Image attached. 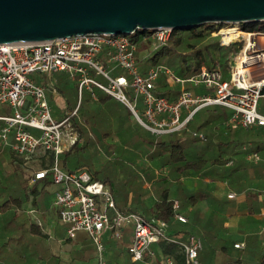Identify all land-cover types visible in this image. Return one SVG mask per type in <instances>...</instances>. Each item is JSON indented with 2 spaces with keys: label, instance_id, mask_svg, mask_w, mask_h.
<instances>
[{
  "label": "built area",
  "instance_id": "2783aa9c",
  "mask_svg": "<svg viewBox=\"0 0 264 264\" xmlns=\"http://www.w3.org/2000/svg\"><path fill=\"white\" fill-rule=\"evenodd\" d=\"M244 23H225L213 34L220 37V45L241 48L231 55L230 79L224 78L218 67L201 66L198 72L183 77L169 66L157 64L143 74L136 62L140 41L151 40L152 48L166 45L171 29L159 28L143 34L140 40L132 34H107L89 32L56 38L46 42L0 44V103H8L12 112L0 115V142L22 159L25 166L39 156L52 155V163L34 171L31 181L49 180L56 186L53 205L59 221L65 225L66 236L74 239L84 231L96 248V264H107L104 235L122 239L128 225L132 236L127 252L133 262L141 264H175L171 256L157 261L146 260L154 255L150 247L161 240L176 242L184 252V264H201L199 251L203 244L199 237L188 235L185 239L170 232V223L163 219L147 221L140 213L117 207L113 191L87 169H64L59 156L80 139L72 119L78 105L60 121L51 114L44 87L29 77L31 73L65 71L78 75V89L86 88L92 98L96 90L111 95L131 111L135 120L151 133L160 135L180 133L187 128L194 114L202 108L224 107L230 111L226 124L231 127L264 128V113L259 111L260 98L264 97V31L244 29ZM104 54L114 63L107 69L100 56ZM116 68L123 72L114 73ZM94 74L101 75L105 82ZM164 75L170 84L180 86L174 100L154 92L155 83ZM204 86L206 91L194 88ZM27 128L40 131L34 135ZM12 134V140L10 135ZM193 135L204 140L202 132ZM246 159L257 163L261 156L248 151ZM232 160L227 162L230 165ZM264 178V168H263ZM227 196L235 198L236 192ZM174 218L188 221L179 212V202H173ZM262 230L264 227L261 228ZM243 248L244 242L234 244Z\"/></svg>",
  "mask_w": 264,
  "mask_h": 264
},
{
  "label": "trees",
  "instance_id": "16d2710c",
  "mask_svg": "<svg viewBox=\"0 0 264 264\" xmlns=\"http://www.w3.org/2000/svg\"><path fill=\"white\" fill-rule=\"evenodd\" d=\"M223 25L224 23H206L196 27L172 29L167 44L155 49L151 46V40L147 38L138 44L136 62L143 74L149 67L157 64L167 65L183 77L198 72L201 66L218 67L223 72L227 71L231 55L236 50L233 46L220 45V37L213 34ZM243 28L264 31V20L244 23ZM149 32L150 30H136L132 37L140 40L143 34ZM179 89L178 84H170L164 75H160L155 83L154 92L174 100ZM97 95L96 100H92L88 95L85 104L81 103L78 107L77 115L73 117L72 122L82 143L75 144L63 155H74L73 158L76 160L74 169H87L99 179L98 171L92 169L90 160L84 159V156L90 155L91 147L96 149L104 142L107 144V150L114 148V142H107V138H111L115 130L126 128L124 115L120 112L125 111L128 116L132 117L133 115L127 106L111 95L98 89ZM229 115L230 111L224 107L202 108L194 114L187 128L180 133L160 135L153 134L138 124V130H132L134 143L138 145L135 156L141 155L150 161L156 157L160 168H170L168 174L160 176L158 181L171 177L174 182L162 188L158 199L152 206L141 207L138 204L132 207L129 205L124 207V210L138 212L147 221L156 218L167 220L173 230L171 234L179 236L178 234L182 233L181 239H185L190 234L199 237L203 243L199 251L202 264L208 261H215L216 264H264V252L259 261L254 263L244 258L243 255L228 254L225 247L227 240L223 237L229 229L226 222L238 220L236 230L245 240V246L243 248L234 246V242L240 239L238 238L232 241L231 245L234 249L243 250L246 255L248 246L253 245L256 240H264V229L260 232L264 227V217L257 216L260 208L264 209V198L259 201L255 191L249 187H243L244 179L249 185L253 183L254 178L250 175L252 171L255 172L257 168L264 167V128L260 126L243 128L247 132L241 133L242 136L251 133L249 139L255 144L253 150L262 153L263 159L257 165L238 157L240 150H237V147L242 144L239 140L240 136L237 139L233 137L227 141H215L211 137L208 138V133H204L205 139L201 141L207 138L208 140L203 144H197L195 140L198 138L193 135L194 131L210 126L216 127L213 125L215 122L226 121ZM189 128L192 131L187 133L186 138L180 136L181 133L188 132ZM231 128L234 127L227 124L224 126L225 130H231ZM248 130L251 132L248 133ZM248 151L246 149L242 152L245 154ZM0 153L7 155L10 166L6 169L0 161V235L8 232L14 220L19 217L22 221L20 225L22 233L25 230L23 226L27 222L30 230L40 233L37 224L28 221L29 217L23 213L22 206L25 201H30L35 206L39 202L43 203L47 193L45 189L49 182L45 180L41 187H38V182L30 185L29 180L32 176L21 166L20 158L11 150L3 148L1 144ZM230 160H232V166L227 165ZM51 163L52 155L46 154L42 156L38 166L46 167ZM104 168L105 175L101 179L103 182L108 181L111 173L107 167ZM184 176L186 181L181 180ZM206 177L210 180L204 181ZM263 185L264 183L262 187ZM230 188L236 191L235 198L227 196ZM175 199L179 202V212H183L181 211L182 206L187 208V211L183 212L188 218L186 223L178 222L174 218L173 202ZM67 240L70 238L67 237ZM107 243L116 250L114 258L122 256L124 249L119 240L109 239ZM156 246H153V249H157L159 257L171 256L175 264H184V252L178 243L161 240ZM1 249L2 245H0V262L2 260ZM215 249H218L217 253L214 252ZM7 255L11 254L7 253ZM145 258H148V254ZM20 260L23 264H44V259L36 253H23ZM126 263L131 264L129 256L126 257Z\"/></svg>",
  "mask_w": 264,
  "mask_h": 264
},
{
  "label": "rangeland",
  "instance_id": "374dc122",
  "mask_svg": "<svg viewBox=\"0 0 264 264\" xmlns=\"http://www.w3.org/2000/svg\"><path fill=\"white\" fill-rule=\"evenodd\" d=\"M241 46L242 42H239L235 47L236 52L241 48ZM100 60L103 61L104 66L107 69L113 67L114 65V63L107 60L104 54L100 56ZM115 70L114 73H118L119 70L120 72H123V70L120 68H116ZM223 73L224 78L229 80L230 71L227 70ZM94 75L98 80L105 82V79L101 75ZM29 77L31 79H34L36 83L44 87V92L49 104L52 117L56 121L62 120L68 112L72 111L76 104L80 106L81 103H83L84 105L85 100L89 95V92L86 90V88H82V90L79 91L77 81L78 75L73 77L70 73L65 71H52L49 74H39L35 72L29 74ZM196 89L200 92L206 91V89L202 85L197 87ZM259 101L260 105L262 106L259 108V111L264 113V97H261ZM11 112L12 108L8 103H0V115H8ZM120 113L124 115L123 117L125 120L126 128L122 130H115L111 138H107V142H114V148L107 150V144L104 142L102 144H99L98 148L96 149L91 147L89 149L90 155L84 156V159L87 158L88 160H90L93 167L92 169L94 171H98L99 180L103 179L105 175L104 167H107L108 170H110V178L104 183L113 191L114 198L119 209L124 210V207H128L130 204H132V207L137 206L138 204L141 207H147V204H151L156 199H158L159 192L162 190V188L170 186V184H173L174 181L171 180L168 181V183L166 181H158V178L165 173L159 167L160 164L157 161L156 157H154L153 160L150 161L148 158H145L141 155L135 156L138 151V145L134 143V135L132 133V130H138L139 123L134 119V117L128 116L125 111H121ZM225 122V120L221 122H215V124L213 125H216V127L210 126L199 131L203 134L208 133V138L211 137L215 141H227L232 139L233 137L237 139L240 136L239 140H241L242 144L237 147V150H240L238 157L242 158V151L254 146L251 139H249L251 137V133L249 135L242 136L241 133L247 131H245V129L243 128L238 127L231 128V130H225ZM27 130L34 135L40 134V131L37 129L27 128ZM187 131L188 132L186 133H181L180 136L186 138L187 133L191 132L192 130L189 128V130ZM249 132L251 131L248 130V133ZM208 138L205 141L196 139L195 142L197 144H203L208 140ZM0 144L3 148L8 149V147L3 145L1 142ZM73 157L75 156L63 155L62 153L59 156V165L64 169H74L76 167V160ZM0 161L2 162L4 168H10V166L8 165V158L5 153H0ZM147 162L151 164L153 170V175L150 178H148L146 173L145 166H147ZM229 166H232V164ZM37 167L38 160L31 161L28 163L26 168H24V170L27 173L31 174V171ZM166 169L167 171L168 169L170 171V168ZM182 181H186V179ZM147 183H149V185H147ZM259 183H261V180L259 181ZM243 185L244 188L249 187V184H247V182H243ZM53 189L54 185L46 186L45 190L47 191V193L45 194V198H48V196H50L49 194L52 193ZM230 190L233 191L232 188H230ZM261 192L260 193L264 196V190H262ZM44 207L46 208L45 210H43V207H40V209L36 211L29 212L30 216H32V219L37 224H39V227H41L42 232L48 235L51 234L48 239H39L41 242L39 248L49 246L52 251L59 257V264H96V248L92 239L87 235V233H85L84 231H78L76 234V238L70 240H67L66 235L65 238L63 237L62 239L55 238L54 236H52V232L50 231V221H48L50 219L46 217V215L51 216L52 213L51 211H49V209H47V205H44ZM181 211H187V208L185 206H182ZM132 229V224L128 225L127 232L129 234H132ZM261 231L262 229L260 230V232ZM240 234L241 233H239L235 228H229L223 234V237L225 238V240H227L225 247L228 250V254L244 255L243 250L234 249L231 245L232 241H234L235 239H243L242 235ZM19 238L23 242H21L20 244H8L5 248L19 251L16 253H35L36 247L33 245V242L31 241L28 243L25 240L26 237H24L22 232L20 233ZM106 243L107 240L104 239V244L106 245ZM258 243L260 245L261 241L259 240ZM262 248H264V246H262ZM109 258H111L110 264H115L114 253L109 252ZM124 263H126V260H123V264ZM206 264H216V262L208 261Z\"/></svg>",
  "mask_w": 264,
  "mask_h": 264
},
{
  "label": "water",
  "instance_id": "95a60500",
  "mask_svg": "<svg viewBox=\"0 0 264 264\" xmlns=\"http://www.w3.org/2000/svg\"><path fill=\"white\" fill-rule=\"evenodd\" d=\"M264 20V0H0V44Z\"/></svg>",
  "mask_w": 264,
  "mask_h": 264
},
{
  "label": "crops",
  "instance_id": "0c3cea01",
  "mask_svg": "<svg viewBox=\"0 0 264 264\" xmlns=\"http://www.w3.org/2000/svg\"><path fill=\"white\" fill-rule=\"evenodd\" d=\"M116 71V70H115ZM119 73V72H118ZM197 88V87H196ZM196 88H194V91H197V92H200V91H198ZM88 91V90H87ZM89 92V91H88ZM96 92H97V90H96ZM89 95H90V92H89ZM91 96V95H90ZM97 98H98V95H97ZM96 98V99H97ZM91 99L92 100H96V99H94V98H92L91 97ZM77 107V104H76V106L73 108V109H75ZM72 109V110H73ZM76 115H77V113H76ZM75 115V116H76ZM135 119V118H134ZM1 124L0 125H2V122H0ZM10 140H12V134L10 135V138H9ZM82 142L81 141H79L78 142V144L80 145ZM253 145L255 146V144L253 143ZM5 146H7V145H5ZM254 146H252L251 148H249L248 150L249 151H253V149H254ZM8 147V150H10V147L9 146H7ZM71 149V147L69 148V150ZM66 151H68V150H66ZM66 151H64V152H66ZM255 151V150H254ZM258 152V151H257ZM259 154H260V156H261V160L263 159V155H262V153L261 152H259ZM41 158H42V156H39L38 158H36L34 161H37L38 160V163H39V161L41 160ZM242 158H243V160H245V161H247V162H250V161H248L247 159H246V153L245 154H243V156H242ZM20 160H21V166H23L24 168H26V166L23 164V161H22V159L20 158ZM260 160V161H261ZM259 161V162H260ZM259 162H257V163H253V162H250V163H253L254 165H257ZM146 167V173H147V176H148V178H150V177H152V173H153V170H152V167H151V164H149L148 162H147V166H145ZM38 168H40L39 166L37 167V168H35L34 170H32L31 171V176L33 177V175H34V171L36 170V169H38ZM264 168V167H263ZM263 168L262 167H259V168H257L256 170H255V172L254 171H252V174H250L251 176H253V178H254V181H253V183H251L250 185H249V187H250V189L252 188L253 189V191H255L257 194H258V200L259 201H262V199L264 198V196L261 194L262 192V190H264V185H263V187H262V183H264V178H263V174H262V172H263ZM162 169V171L165 173V174H163V175H166V174H168V172H169V169H168V171H167V169H163V168H161ZM260 173H261V175H260ZM32 179V178H31ZM31 179L29 180V183L30 184H34V183H36V182H38V187H41L42 186V184H43V182L46 180V181H48L49 182V184L48 185H54V184H52L49 180H47V179H45V180H36V181H31ZM186 178H184V177H181V180H185ZM187 180V179H186ZM210 179L209 178H205L204 179V181H209ZM261 180V183H259V181ZM163 181H166L167 183H168V181H171V177H167L165 180H163ZM244 182L246 183L247 182V180L246 179H244ZM147 185H149V183H147ZM55 190H56V186L54 185V189H53V191H52V193H50L49 195L50 196H48V198L46 197L45 199H44V202L43 203H41V202H39L38 203V205L37 206H35V205H32L31 203H30V201H25L24 202V204H23V206H22V208H23V213H25V214H27L28 215V221L29 222H32V223H34V224H37L33 219H32V216H30V214H29V212H31V211H36V210H38V209H40V207H43V210H45L46 208V206L44 207V205H47V209H49V211H51V213H52V215L50 216V215H46V217H48L50 220H48V221H50V231L52 232V236H54L55 238H59V239H62L63 237L65 238V235H66V231H65V225L64 224H62L60 221H59V219H58V215H57V210H56V208H55V206L53 205V197H54V192H55ZM229 191H232V190H228V192ZM234 191V190H233ZM261 192V193H260ZM114 194V193H113ZM228 194V193H227ZM175 200H177V199H175ZM178 201V200H177ZM116 202V201H115ZM132 202V201H131ZM155 202V201H154ZM154 202H152L151 204H147V207H150V206H152L153 205V203ZM117 204V203H116ZM132 204H130V206H131ZM25 207H28V208H25ZM183 215H184V213L183 212H181ZM186 216V215H185ZM257 216H261V217H264V209H263V207H261L260 208V212H259V214L257 215ZM45 217V216H44ZM19 219H20V217H19ZM18 218L17 219H15L14 220V223L12 224V226H11V229L8 231V232H6V233H4V234H1L0 235V245H2V249H1V251H2V255H1V257H2V260H1V262H0V264H23L22 262H21V260H20V256H22V254L23 253H25V252H22V253H16V252H19V251H14L13 249H6L5 247L8 245V244H16V243H21V242H23L19 237H20V233L22 232L21 231V229H20V225H22V221H21V219L19 220ZM188 219V218H187ZM238 220H235V221H229V222H226V224H227V226L229 227V228H235L236 229V226H237V222ZM39 224H37V226H38ZM60 225H61V227H60ZM64 226V227H63ZM23 227H25V230L23 231V235H24V237H26L25 238V240L29 243V242H33V245L36 247V251H35V253L38 255V254H40L41 255V257L44 259L43 260V262H44V264H59L60 263V260H59V257L52 251V249L49 247V246H47V247H44V248H39V245L41 244V242H40V240L39 239H48L50 236H51V234H45L44 232H42V229H41V227H39V230H40V233H36V232H34V231H32V230H30L29 229V227H28V222L23 226ZM170 232L172 233L173 232V230L171 229V225H170ZM48 235V236H47ZM179 236H182V233H179L178 234ZM131 236H132V234H129L128 232H127V229H126V231H125V235H124V237L122 238V239H117V240H119V243H120V245H121V247H123V249H124V252L122 253V256L121 257H119V258H114V260H115V263L116 264H123V260H126V257L127 256H129V254H128V252H127V245L129 244V242H130V240H131ZM188 236V235H187ZM186 236V237H187ZM67 237V236H66ZM76 238V237H75ZM109 240V239H114V238H111L110 236H109V234H105L104 235V238H103V240ZM237 242H244V244H245V240L243 239H240V240H236L235 242H234V244L235 243H237ZM157 244V243H156ZM156 244H153V245H151V247H150V249H151V251H153L154 252V255L153 256H150L149 254H148V258L146 259V260H151V261H157V260H159L162 256H158V254H157V249H153V246H155V247H157L156 246ZM264 246V240H261V244L259 245V243H258V240H256L255 242H254V244L253 245H250V247L248 246V254H246V255H243V257L244 258H246V259H249V260H251L252 261V263H254V262H258L259 261V259L261 258V256H262V253L264 252V248L263 249H260V248H262V246ZM105 247H106V258H107V264H109V261L111 262V258H109V252L110 253H115V249H113V246H110L108 243H106V245H105ZM119 249V248H118ZM217 251H218V249H215V251L214 252H216L217 253ZM7 253L9 254H11L10 256H8L7 255ZM115 257V256H114ZM16 258V259H15ZM131 260V259H130ZM37 263H38V260H37ZM124 264H128V263H124ZM131 264H141V263H139V262H133L132 260H131ZM202 264V263H201Z\"/></svg>",
  "mask_w": 264,
  "mask_h": 264
}]
</instances>
